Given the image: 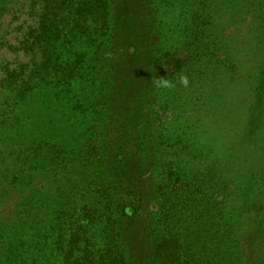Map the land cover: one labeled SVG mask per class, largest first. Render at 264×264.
I'll return each mask as SVG.
<instances>
[{
  "label": "rangeland",
  "instance_id": "1",
  "mask_svg": "<svg viewBox=\"0 0 264 264\" xmlns=\"http://www.w3.org/2000/svg\"><path fill=\"white\" fill-rule=\"evenodd\" d=\"M10 1L0 0V179L14 170L5 162H14L16 136L58 143L69 158L83 149L88 119L74 109L78 98L99 104L102 111H95L101 114L102 135L93 141L103 139L115 163V154L126 157L125 186H136L146 201L161 203L163 193L174 189L178 194L166 198L175 200L186 226L192 225L186 220L205 216L207 207L214 208V222L220 224L233 217L255 218L252 208L263 215L264 96L252 98L250 84L235 79L239 72H252L245 69L250 63L245 59L256 58L260 35L250 32L249 19L240 22V8L210 12L200 0H106L113 29L106 45L98 48L106 38L88 17L80 22L88 31L70 36L71 43L59 51L68 69L82 58L88 66L105 67L67 93L66 86L40 81L43 57L29 33L38 28L43 12L60 21L70 11L100 6L91 0L7 5ZM208 13L218 18L213 26ZM156 59L165 74L153 69ZM27 83L38 86L30 97L21 90ZM53 180L41 172L28 190L2 196L0 223L13 225L16 206L36 190L44 187L52 195ZM224 184L230 192L223 197L218 188ZM211 187L216 193L208 191ZM242 192L250 194L242 197Z\"/></svg>",
  "mask_w": 264,
  "mask_h": 264
},
{
  "label": "trees",
  "instance_id": "2",
  "mask_svg": "<svg viewBox=\"0 0 264 264\" xmlns=\"http://www.w3.org/2000/svg\"><path fill=\"white\" fill-rule=\"evenodd\" d=\"M92 1L100 8L70 11L66 17L62 15L60 21L58 17L49 19L43 12L38 28L29 33L28 38H34L43 57L44 76L40 80L43 84L56 82V86H66L67 93H72L77 82L86 83L105 67L104 64L88 66L90 61L82 58L68 69L64 53L59 52L71 43L70 36L81 37L88 31L80 23L88 17L95 19L100 26V36L106 38L98 48L110 39L113 29L109 6L106 0ZM198 4H204L210 12L240 8V22L246 24L249 19L250 32L260 35L256 58L254 61L245 59V63L252 65L251 69L250 63L246 64L245 69L252 72H239L235 79L250 84L252 98L263 97L264 0H200ZM207 16L209 26L216 24L218 18L212 13ZM107 54L108 51L102 57ZM160 60L152 64L159 73L164 69ZM37 87L27 83L21 89H24L22 94L30 97ZM74 101L79 105L74 109H81L83 118L88 119L84 134L89 138L73 158H69L58 143L37 139L30 143L16 136L14 162L8 158L5 162L8 170L11 165L14 170L8 173L10 178L4 174L0 179L4 184H0V198L9 195L12 189L23 193L37 175L46 171L54 179L55 191L50 195L44 187L36 190L34 197L16 206L13 225L0 223V264H264V213L258 214L252 208L255 218L232 216L225 224H220L214 222V208L207 207L205 216L210 214L209 222L204 224L205 216L199 214L193 221L186 220V223L192 222L186 226L177 216L175 200L166 198V194H178L174 189L164 192L161 198L165 199L158 203L146 201L136 186H125L126 157L115 154V163L105 141L101 138L99 142L93 141L95 136L102 135L101 114L95 111L99 104L93 106V102L78 98ZM8 182L11 185H7ZM229 188L224 184L218 192L227 196ZM215 190L211 187L208 191L216 193ZM245 193L250 194L242 192V197H246Z\"/></svg>",
  "mask_w": 264,
  "mask_h": 264
}]
</instances>
